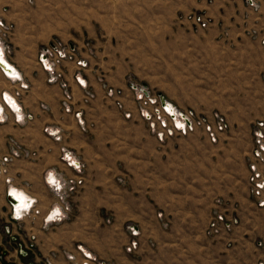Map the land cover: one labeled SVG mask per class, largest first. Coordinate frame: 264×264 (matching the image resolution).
I'll return each mask as SVG.
<instances>
[{
  "label": "crops",
  "instance_id": "crops-1",
  "mask_svg": "<svg viewBox=\"0 0 264 264\" xmlns=\"http://www.w3.org/2000/svg\"><path fill=\"white\" fill-rule=\"evenodd\" d=\"M3 1L0 0V16L13 24L2 45L4 61L22 80L18 82L11 74L0 71V106L9 98L15 110L20 109L19 119L13 111L4 109L7 119L0 122V159L12 158L6 165V174L0 175V264H82L85 255L95 259V264L264 263V247L259 246L264 242V208L251 200L247 185L244 202L218 206L217 211L210 212L205 225L212 214L223 213L228 219H237V226L225 235L199 236L195 205L182 208L171 199L169 202L165 188L157 192L135 186L130 169L126 167L125 172L119 168L117 126L95 122L108 106L119 115L114 101L105 96L100 80L88 68L78 71L73 63H64V79L72 94L70 111H64L59 85L47 83V74L36 63L38 47L33 49L23 42L22 29L15 22L19 17L10 11L2 13ZM202 8L211 23L199 30L198 37L210 46L212 58L224 64L221 68L228 70L227 82L254 81L264 86V4L254 11L243 0H211ZM78 54L87 58L86 53ZM75 74L86 89L75 83ZM88 91L93 92L92 99L85 97ZM260 98L264 101V91ZM260 113L264 115V109ZM26 116L31 118L27 120ZM142 127L152 139L141 151L129 145L124 159L127 164L132 160L144 166L150 152L153 159L164 153L165 140L151 135L147 125ZM101 132L111 134L103 140ZM130 152L141 155V160L130 159ZM64 154L83 169L77 172L69 167L62 159ZM119 173H125L124 180L119 179ZM48 177L63 185L60 194L54 192ZM6 178L25 199H36L40 216L13 219L7 204ZM71 180L81 183L68 191L66 184ZM58 195L65 198L58 200ZM53 208H58L63 218L42 229L44 215ZM5 227H9L8 232ZM31 235L35 241L25 256L23 248ZM131 242L136 249L128 251Z\"/></svg>",
  "mask_w": 264,
  "mask_h": 264
},
{
  "label": "rangeland",
  "instance_id": "rangeland-1",
  "mask_svg": "<svg viewBox=\"0 0 264 264\" xmlns=\"http://www.w3.org/2000/svg\"><path fill=\"white\" fill-rule=\"evenodd\" d=\"M210 1L4 0L1 6L17 13L19 19L15 22L22 29L25 44L35 49L60 40L74 46L77 58L78 53H86V68L100 80L105 93L109 88L123 91V97L117 99L123 108L111 99L119 115L108 106L95 121L117 126L119 168L125 172L126 167L130 169V180L133 178L135 186L157 192L165 188L169 202L171 199L182 208L195 205L198 235L216 237L206 232L210 212L217 211L218 206L240 205L247 199L246 153L250 130L263 116L260 92L264 86L254 81L227 82L228 70L221 68L224 64L212 58L210 46L198 37L203 29L191 17L202 15L208 27L211 20L202 6ZM130 83L147 87L154 96L162 95L181 112L191 110L197 116L222 117L228 128L215 143H209L202 129L173 135L165 139L160 158L153 159L150 152L144 166L132 160L127 164V147L141 151L152 139L142 124L157 138L137 113ZM88 92L94 97L93 92ZM129 111L131 117L127 119L125 113ZM109 134L101 132V138L104 140ZM133 153H129L130 159L140 161L141 155ZM125 177V173H119V179ZM130 185L134 186L132 181ZM29 244L33 247V243Z\"/></svg>",
  "mask_w": 264,
  "mask_h": 264
},
{
  "label": "built area",
  "instance_id": "built-area-1",
  "mask_svg": "<svg viewBox=\"0 0 264 264\" xmlns=\"http://www.w3.org/2000/svg\"><path fill=\"white\" fill-rule=\"evenodd\" d=\"M247 7L253 9L254 11L259 10L261 3L264 4V0H243ZM7 7L2 8V12H7ZM192 21L199 28L205 29L208 25V21L202 15H193ZM13 24L7 23L0 16V71L6 75H10L5 66L12 68L14 71L12 75L16 81L21 82V77L16 74V70L12 66H9L5 61V49L2 47L4 40L7 35L12 31ZM78 50L74 46L66 45L60 40H53L46 45H42L37 49L36 52V63L42 69L43 72L47 74L46 81L49 84H58L61 93L62 101L61 106L64 111H70V102L72 101V94L69 90L67 81L64 79V75L67 73V69H64V63H73L77 70H82L87 67V61L84 58H77ZM14 75V76H13ZM74 81L81 89H86V84L81 81L78 76L74 75ZM26 87L23 85V88ZM131 91L134 92V100L136 101L137 113L142 121L148 124L149 128L157 136L159 141H163L168 137L173 135H187L195 132L197 129H202L204 134L210 143H215L219 139V135L224 133L228 124L226 120L222 117L214 115L212 118L197 116V114L191 110L181 112L177 110L171 103H169L162 95L154 96L145 86L137 87V85L130 83L128 86ZM19 96V93H16ZM123 91L109 88L107 89L105 96L109 99L119 100L123 97ZM85 97L87 99L93 98L90 92H85ZM116 102L117 107H122L121 102ZM5 104L3 107L0 106V122H4L7 117L5 115L4 109L8 112L11 110L16 115L17 119L19 116L17 111L20 109H13L6 99H4ZM134 101V103H135ZM169 106L170 109L167 108ZM123 108V107H122ZM77 116L79 114H76ZM131 112L125 113V118H130ZM31 117L26 116L25 119L29 120ZM178 120V121H177ZM181 126H178L177 123ZM252 147L247 159V177L246 185L248 189L249 196L251 200L256 204L258 208H264V115L256 120L252 128ZM63 160H66L67 165L72 167L75 171L79 172L82 169L81 164L74 163L68 157V154L62 156ZM12 158L9 156L0 159V175L6 174V165L10 163ZM6 185L7 197H10L13 202L8 201L7 204L10 208V212L15 221H22L24 219H31L32 217L40 216L41 212L36 208V199L28 198L27 208L20 211V215L13 216L16 212V207L18 206L17 199L11 195V179H4ZM81 180H71L68 181V191H73L75 186L80 185ZM52 189L56 194L60 193L62 190V184L59 187L52 185ZM61 217L56 220L59 221ZM55 221V222H56ZM51 222L47 217L42 219V229L48 227ZM238 224L237 219H228L223 213L212 214L209 217V221L206 226V232L209 235H220L230 233L234 227ZM6 232L9 231V227H5ZM133 236L136 232L131 231ZM35 236L31 235L28 237V244L34 243ZM25 244L23 248V254L26 256L28 250L32 248V244ZM259 246L264 247V242L259 243ZM136 249V244L131 242L128 251ZM84 262L82 264H95L97 261L92 259L90 256L85 255ZM104 264V263H98ZM264 264V263H258Z\"/></svg>",
  "mask_w": 264,
  "mask_h": 264
},
{
  "label": "bare ground",
  "instance_id": "bare-ground-1",
  "mask_svg": "<svg viewBox=\"0 0 264 264\" xmlns=\"http://www.w3.org/2000/svg\"><path fill=\"white\" fill-rule=\"evenodd\" d=\"M6 70L13 74L14 71H12V68H8L7 66H5ZM6 100L8 101V103H10L11 107L13 109H16L14 103L12 101L9 100V98H6ZM168 109L169 106H167ZM178 121V120H177ZM178 126H181V124L178 122L177 123ZM48 182L56 187H59L60 183L59 182H56V180L53 178V177H48ZM10 193L11 195L17 199V203H18V206L16 207V212L13 213V216L15 215H20V211L21 210H24L27 208V201L28 199H25L23 197V195L21 193H17V190L16 189H13L12 187L10 188ZM58 209V208H57ZM56 208H53L51 211H49L45 217H47V219L51 222H55L56 220H58L60 217H62V212L58 209L57 210Z\"/></svg>",
  "mask_w": 264,
  "mask_h": 264
},
{
  "label": "water",
  "instance_id": "water-1",
  "mask_svg": "<svg viewBox=\"0 0 264 264\" xmlns=\"http://www.w3.org/2000/svg\"><path fill=\"white\" fill-rule=\"evenodd\" d=\"M8 201H11V202H13V200H12L10 197H8Z\"/></svg>",
  "mask_w": 264,
  "mask_h": 264
}]
</instances>
